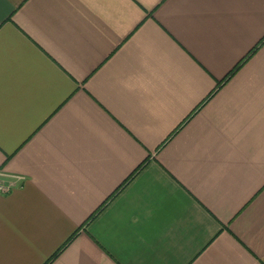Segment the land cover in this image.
I'll use <instances>...</instances> for the list:
<instances>
[{
    "label": "crops",
    "instance_id": "1",
    "mask_svg": "<svg viewBox=\"0 0 264 264\" xmlns=\"http://www.w3.org/2000/svg\"><path fill=\"white\" fill-rule=\"evenodd\" d=\"M262 39L264 0H0V264H264Z\"/></svg>",
    "mask_w": 264,
    "mask_h": 264
},
{
    "label": "trees",
    "instance_id": "2",
    "mask_svg": "<svg viewBox=\"0 0 264 264\" xmlns=\"http://www.w3.org/2000/svg\"><path fill=\"white\" fill-rule=\"evenodd\" d=\"M264 40V39H262ZM262 40L260 41V43L262 42ZM258 43V44H260ZM257 48V45L246 55V57H244V59L240 60V62H238L234 68L232 70H230V72L227 74V76L223 79V82L229 78L230 76H232L240 67H241V64L244 62L245 59H247L251 54H253V52L256 50ZM57 254V253H56Z\"/></svg>",
    "mask_w": 264,
    "mask_h": 264
},
{
    "label": "built area",
    "instance_id": "3",
    "mask_svg": "<svg viewBox=\"0 0 264 264\" xmlns=\"http://www.w3.org/2000/svg\"><path fill=\"white\" fill-rule=\"evenodd\" d=\"M12 185L13 183H4L0 181V192L4 193V192L9 191Z\"/></svg>",
    "mask_w": 264,
    "mask_h": 264
}]
</instances>
